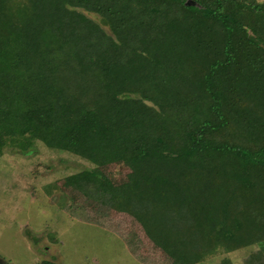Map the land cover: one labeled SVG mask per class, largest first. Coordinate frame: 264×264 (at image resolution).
I'll use <instances>...</instances> for the list:
<instances>
[{
  "label": "trees",
  "instance_id": "16d2710c",
  "mask_svg": "<svg viewBox=\"0 0 264 264\" xmlns=\"http://www.w3.org/2000/svg\"><path fill=\"white\" fill-rule=\"evenodd\" d=\"M185 1L0 0V152L91 160L67 180L176 264H264V0Z\"/></svg>",
  "mask_w": 264,
  "mask_h": 264
},
{
  "label": "rangeland",
  "instance_id": "374dc122",
  "mask_svg": "<svg viewBox=\"0 0 264 264\" xmlns=\"http://www.w3.org/2000/svg\"><path fill=\"white\" fill-rule=\"evenodd\" d=\"M96 164L37 141L0 152V264H176L146 234L138 217L92 200L67 177ZM116 181L128 168L104 167ZM73 187H72V186ZM94 199V198H93ZM109 205V206H108ZM125 208V207H124ZM262 243L234 251L218 246L196 264H245Z\"/></svg>",
  "mask_w": 264,
  "mask_h": 264
},
{
  "label": "water",
  "instance_id": "95a60500",
  "mask_svg": "<svg viewBox=\"0 0 264 264\" xmlns=\"http://www.w3.org/2000/svg\"><path fill=\"white\" fill-rule=\"evenodd\" d=\"M185 3L187 5H199V3L195 0H186Z\"/></svg>",
  "mask_w": 264,
  "mask_h": 264
}]
</instances>
